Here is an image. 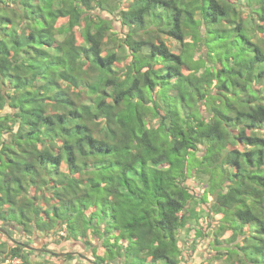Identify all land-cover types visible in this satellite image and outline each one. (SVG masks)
<instances>
[{"label":"trees","instance_id":"obj_1","mask_svg":"<svg viewBox=\"0 0 264 264\" xmlns=\"http://www.w3.org/2000/svg\"><path fill=\"white\" fill-rule=\"evenodd\" d=\"M262 43L264 0H0L1 259L38 250L12 226L93 237L91 264H181L211 199L216 264H264Z\"/></svg>","mask_w":264,"mask_h":264},{"label":"rangeland","instance_id":"obj_2","mask_svg":"<svg viewBox=\"0 0 264 264\" xmlns=\"http://www.w3.org/2000/svg\"><path fill=\"white\" fill-rule=\"evenodd\" d=\"M94 11L100 12L99 9H95ZM104 15H106V12ZM246 15L251 16L253 14L248 12ZM113 24L117 29L120 30L121 27L119 20L114 19ZM212 27L214 28L213 25ZM212 31L214 32V29ZM235 44L238 45V43ZM262 45L264 49V43H262ZM213 57V60H210V63L205 65L206 68L200 69L198 71L199 74L203 72H211L215 69L216 63L219 61L220 57L218 58L217 54H213ZM4 112H10V108L6 106L4 110H2V113ZM238 147L243 146L238 144ZM198 154H201V152H198ZM200 183L201 182L198 181L195 176L192 177L191 184L199 191L203 187V185ZM199 191L197 192L199 193ZM210 201L211 199L206 202L207 204H205L207 209H211L210 213H207L206 211V213L203 212L201 214L202 211H198L200 212V218H198L197 221L193 220L189 224V227H186L177 233V242L184 255V259L182 255L181 264H216L219 262V259L216 258L217 255L221 256V252L226 251L227 248L231 246V242L228 241L231 231L226 229L222 233H218L219 223L221 226V222L220 220L216 221V218H219V214L214 212L213 207H210ZM5 228L11 232L14 238L12 239L13 241H9L8 243L14 244V241L21 243L27 241L28 239H32L34 245L30 244V247H34L38 250L31 253L30 264H63V262L67 260L66 258H62L66 253H70L73 256V258L68 261V263L71 264H91L90 260H94L95 258V255L91 253L90 247L92 244H98V242L97 240L93 239V237L83 236L79 237L78 240L62 239L59 236L55 238L50 235H43L42 233H30L28 235L25 231H21L12 226H6ZM198 231H201L202 233L199 235ZM216 233H218V235ZM58 234H65L64 226L63 229L58 232ZM3 236L4 235L0 233V238L4 239ZM216 238H218L219 243L215 241ZM8 245L11 246L10 244ZM39 248L49 249L50 252H46L48 253L46 255L39 254L37 253ZM49 253H54L56 255H50ZM8 262L19 264L20 260L18 258H14L12 260H2L0 256V264H7ZM118 264L122 263L120 262ZM157 264H162L161 260H159Z\"/></svg>","mask_w":264,"mask_h":264},{"label":"water","instance_id":"obj_3","mask_svg":"<svg viewBox=\"0 0 264 264\" xmlns=\"http://www.w3.org/2000/svg\"><path fill=\"white\" fill-rule=\"evenodd\" d=\"M39 250L44 251V252H50L49 249H44V248H39Z\"/></svg>","mask_w":264,"mask_h":264}]
</instances>
